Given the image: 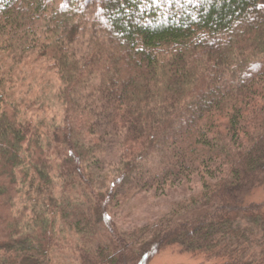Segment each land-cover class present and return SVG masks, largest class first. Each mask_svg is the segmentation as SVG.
Segmentation results:
<instances>
[{
    "label": "trees",
    "instance_id": "1",
    "mask_svg": "<svg viewBox=\"0 0 264 264\" xmlns=\"http://www.w3.org/2000/svg\"><path fill=\"white\" fill-rule=\"evenodd\" d=\"M0 49V264H58L62 232L75 264H149L174 244L264 264V202L242 196L264 186V0H0ZM34 56L61 81L47 144L12 92ZM106 163V189L69 194ZM179 187L199 188L158 220L116 214Z\"/></svg>",
    "mask_w": 264,
    "mask_h": 264
},
{
    "label": "rangeland",
    "instance_id": "2",
    "mask_svg": "<svg viewBox=\"0 0 264 264\" xmlns=\"http://www.w3.org/2000/svg\"><path fill=\"white\" fill-rule=\"evenodd\" d=\"M5 58L7 59L6 53L0 49V60L5 61ZM12 75L14 76L12 92L18 100L21 116L39 125L43 132L44 143H50L49 130L53 126L61 124L64 118V105L59 97L61 81L57 74L49 69L47 62L38 60L36 56L28 58V61L14 70ZM110 156V153L106 152L104 159L110 162ZM110 169L109 163H106L104 168L93 169L91 172L92 175L94 174L93 189L86 187L85 183L81 182L75 185L73 192L69 194L80 202L91 201L93 190L106 189L109 185L106 173L109 175ZM198 188L195 187L184 192L179 187L170 192L157 193L156 196L150 192L139 194L129 199L124 209H118L116 214L135 223L158 220L178 208L179 204L182 203L181 200L186 199L189 193ZM59 189L61 190L60 184L55 190L58 191ZM242 196L245 203L264 202V186L251 187L245 190ZM28 200V195L23 194L21 199H17L16 209L22 210L25 203L30 205L31 202ZM62 236L65 247H67L68 241L72 245V249L66 248L57 252L55 259L58 264H75L77 255L74 253V247L78 235L74 232H62ZM202 259V256L184 251L180 246L174 244L157 253L149 264H197Z\"/></svg>",
    "mask_w": 264,
    "mask_h": 264
}]
</instances>
